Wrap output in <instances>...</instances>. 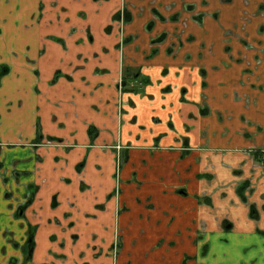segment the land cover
<instances>
[{
  "label": "crops",
  "instance_id": "crops-1",
  "mask_svg": "<svg viewBox=\"0 0 264 264\" xmlns=\"http://www.w3.org/2000/svg\"><path fill=\"white\" fill-rule=\"evenodd\" d=\"M124 1L0 0V264H264V0Z\"/></svg>",
  "mask_w": 264,
  "mask_h": 264
},
{
  "label": "rangeland",
  "instance_id": "rangeland-1",
  "mask_svg": "<svg viewBox=\"0 0 264 264\" xmlns=\"http://www.w3.org/2000/svg\"><path fill=\"white\" fill-rule=\"evenodd\" d=\"M124 1V0H123ZM125 1L122 3L119 7L118 12L115 14V17L111 18V27L113 26L116 31V34L119 35V37H121V43H120V47H123L124 44V40H123V34L125 32V29L127 27L128 24V18H127V8L126 7L129 3L124 4ZM120 67L122 68L123 72L126 70V68H124V59H123V55H120ZM122 79V78H121ZM136 84V83H135ZM123 89H124V85H123ZM123 89H119V93L122 95L124 93H130L131 91H123ZM132 93V92H131ZM118 179L116 180V187H118ZM115 197H117V190H116V194ZM118 218H120V215L118 216L117 214L114 215V226H117L118 223ZM121 239L116 241V246L115 249L113 251V255H111V258L113 259V262L116 261L117 256L119 255L120 251H121Z\"/></svg>",
  "mask_w": 264,
  "mask_h": 264
},
{
  "label": "flooded vegetation",
  "instance_id": "flooded-vegetation-1",
  "mask_svg": "<svg viewBox=\"0 0 264 264\" xmlns=\"http://www.w3.org/2000/svg\"><path fill=\"white\" fill-rule=\"evenodd\" d=\"M121 80H122V87H123L124 72H122V79ZM135 83L137 84V82H135ZM134 85H132V86H134ZM117 150H118V152H116L117 154H116V159H115V170H116V180L118 179V181H119L120 171H121L120 170L121 169V158L119 156V154H120V152H119L120 151V146L117 147ZM252 155L254 156L255 162L259 165V167L264 169V161H263L264 151H262V150H254L252 152ZM116 190H117V197H118L119 196V192H120V182L118 183V187L115 188L114 196L116 194ZM117 215L119 216L118 213H117ZM120 239H121L120 232L117 229V230H115L114 241H113L112 247L110 248V251H111L112 255H113V251H114L115 246H116V241H118ZM28 243H29V248H30V255L29 256L31 258V254H32V250H33V236L32 235L30 236V239H29ZM118 256H117V258H118ZM116 261H117V259H116Z\"/></svg>",
  "mask_w": 264,
  "mask_h": 264
},
{
  "label": "trees",
  "instance_id": "trees-1",
  "mask_svg": "<svg viewBox=\"0 0 264 264\" xmlns=\"http://www.w3.org/2000/svg\"><path fill=\"white\" fill-rule=\"evenodd\" d=\"M137 77H138V74L136 71L132 72V71H129L126 69L124 71V80H123L124 89H123V91L138 92L139 90L136 88V85H138V83L135 84V82L137 81ZM132 85H134V86H132Z\"/></svg>",
  "mask_w": 264,
  "mask_h": 264
},
{
  "label": "built area",
  "instance_id": "built-area-1",
  "mask_svg": "<svg viewBox=\"0 0 264 264\" xmlns=\"http://www.w3.org/2000/svg\"><path fill=\"white\" fill-rule=\"evenodd\" d=\"M123 87H122V80H121V82L119 83V89H122ZM263 161H264V158H263Z\"/></svg>",
  "mask_w": 264,
  "mask_h": 264
}]
</instances>
